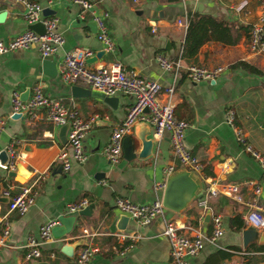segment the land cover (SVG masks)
Here are the masks:
<instances>
[{
	"label": "crops",
	"instance_id": "1",
	"mask_svg": "<svg viewBox=\"0 0 264 264\" xmlns=\"http://www.w3.org/2000/svg\"><path fill=\"white\" fill-rule=\"evenodd\" d=\"M33 1L42 7L41 11L49 10L45 16L41 13L43 17H56L55 30L61 33L63 43L52 55L56 68L54 76H48L39 68L41 56L35 45L0 55V150L16 142L19 152L13 177L0 169V197L4 198L2 189L10 188L11 192H16L20 184L30 183L37 174H44L35 182L34 202L23 214L7 211L6 200L0 201V227L4 222L9 224L5 245L0 246V264H33L36 261L70 264L77 248H73V244H81V239L72 236L81 228L135 235V240L126 239L122 244L110 236L95 237L102 250L93 256L91 264H173L168 241L161 234L163 225L159 217L142 225L127 216L125 227L120 230L116 227L117 220L125 214L114 207L116 197L135 203L153 199V184L165 182V167H176L168 133L163 132L156 138L149 129L148 137L153 141L150 156L126 160L121 154L117 163L109 164L102 148L111 129L124 118L133 97L113 95L116 97L113 107L102 101L106 95L95 90H90L84 97H72L70 86L74 84L63 82L58 74L64 53L72 48L87 49L91 52L87 58L98 51L103 52L99 58L87 63L90 67L117 60L124 69L133 70L141 78L155 80L161 91L173 87L174 115L187 123L184 145L203 167L200 174H194L199 184L197 191L201 194L177 212L164 207V217L183 225L181 230L185 233L194 234L196 229L208 233L211 224L205 214L218 213L223 228V233L213 244H204L186 264H264V250L249 248L253 244L259 245L256 241L251 240L243 246V228L251 226L261 231L264 227L243 223L242 205L224 195L211 194L206 197L204 211L196 206V201L204 196L209 180L237 183L243 196L248 195L245 182L254 180L260 185L258 201L264 206V174L243 150L236 134L239 131L245 142L264 156V76L236 65L241 61L264 71V54H253L245 47L246 32L257 19L261 0H90L93 13L104 16L113 41L112 52H105L96 39L97 27L90 12H82L81 18L80 7L69 0L50 5L45 0ZM1 12H5V17L0 20L1 40H8L26 29L20 0H0ZM194 14L210 15L227 22L238 35L235 44L209 40L201 44L192 57H182L184 64L224 66L214 80L191 81L183 72L173 76L171 72L161 70L155 61L158 53L168 57L181 54L185 28L176 25L175 20L178 17L187 19ZM35 85L40 86L45 96L73 108L80 117L94 118L82 140L85 160L72 163L66 172L57 171L60 165L55 161L59 147L67 148L57 138L59 126L47 123L40 111L32 121L22 115L13 117L11 92L17 90L20 97L25 94L26 99ZM75 85L80 86L78 82ZM229 113L232 125L225 120ZM128 136L133 140L134 152L138 151L140 144L133 129ZM83 197L90 207L86 214H76L71 231L44 243L39 259H24L26 239L36 236L44 221L57 219L61 214L71 215L65 212L66 204ZM240 219L243 226L237 228ZM247 237L251 238V234ZM123 246L127 248L120 253ZM222 253L227 255L220 258Z\"/></svg>",
	"mask_w": 264,
	"mask_h": 264
},
{
	"label": "built area",
	"instance_id": "2",
	"mask_svg": "<svg viewBox=\"0 0 264 264\" xmlns=\"http://www.w3.org/2000/svg\"><path fill=\"white\" fill-rule=\"evenodd\" d=\"M61 0H45L47 5ZM140 2L143 0H133ZM23 6L22 18L25 24L40 22L44 27L43 34L39 35L32 30L25 29L15 34L8 40L0 39V55L18 49H27L32 45L38 48L41 57L53 55L62 46L63 37L55 30L56 17H43L42 7L33 0H20ZM70 3L80 7L79 16L82 12H90L91 20L97 27L96 39L102 44L105 52H112L113 41L109 36L103 15L93 13V2L90 0H69ZM259 14L256 21L250 25L246 32L245 47L253 54H264V0L259 3ZM176 25L186 28V18H176ZM153 30V29H152ZM90 51L82 48H72L64 53L58 74L59 78L67 84L79 83L84 89L95 90L106 96L116 94L133 97V102L128 107L124 118L115 125L102 148V154L109 164H115L121 159V140L124 136L132 132L133 126L139 122L149 125L151 135L160 138L163 132L168 133L170 152L176 162V167L166 166L164 173L168 175L174 170L184 169L195 175L200 174L202 163L191 154L184 145V133L187 123L174 115L172 94L173 87L168 86L162 91L155 80L141 78L133 70H126L117 60L106 62L100 66L90 67L85 59L90 55ZM181 53V52H180ZM155 61L161 70L169 71L176 76L183 72L184 76L191 81L214 80L224 69L222 65L206 67L202 64L183 63L182 56L168 57L158 53ZM163 94V97H161ZM10 106L12 113H19L27 120L32 121L38 112H42L44 119L53 127L66 125L65 138L67 148L59 147L55 161L60 165L62 171L69 170L72 163H80L85 160L82 150V140L89 132L94 118L84 119L77 112L59 100L45 96L39 85L30 89L29 96L22 100L17 90H13L10 96ZM144 109L147 112H144ZM232 115L229 113L225 118L229 125ZM0 124L2 121L0 120ZM237 139L243 145V150L255 161L258 169L264 174V156L246 143L239 131H236ZM16 142L9 143L6 148L7 161L0 164V169L5 172L13 171L19 152L16 150ZM44 174L37 176L30 182L20 184L16 192H11L10 188H4L1 195L7 198L6 208L9 212L23 214L33 204L36 196L34 189L35 182L42 179ZM248 188V195L243 196L240 185L237 183H219L208 181L204 196L196 201V206L202 211L206 209V197L211 194H221L239 203L244 207L241 218L243 223H251L257 228L264 227V206L258 201L260 185L254 180L245 182ZM164 182L153 184L154 197L149 202L135 203L124 197L114 199V207L129 218L146 225L155 218H160L162 222L161 234L168 241L169 257L173 264H186L188 258L195 256L203 248L204 244H213L223 233L221 216L215 213L210 216L211 228L208 233L200 229L193 230L194 234L185 233L181 229L183 225L164 217L165 208L161 202V192ZM88 203L86 198L67 203L65 212L76 214L77 211L85 207ZM58 225L56 218L44 221L38 229L36 236H29L25 242L24 259L37 260L41 257L40 247L52 240L51 228ZM9 231L8 222H4L0 227V246H4ZM102 235L110 236L122 244L126 239L135 240V235L124 232L102 231L100 228L88 230L81 228L72 237L81 239V244L76 248L70 264H91L95 254L101 252L102 246L95 241V237ZM127 246H123L120 253H123ZM52 257L53 253H49Z\"/></svg>",
	"mask_w": 264,
	"mask_h": 264
},
{
	"label": "water",
	"instance_id": "3",
	"mask_svg": "<svg viewBox=\"0 0 264 264\" xmlns=\"http://www.w3.org/2000/svg\"><path fill=\"white\" fill-rule=\"evenodd\" d=\"M47 9H43L41 11L42 15L45 16L47 13ZM5 17V12L0 13V20ZM27 29L34 31L35 33L41 35L44 32L43 25L38 21L32 24H28L26 26ZM102 51H98L95 53L94 56L86 58V63H90L95 60V58H99L102 55ZM53 56L48 55L44 57H40L39 62V68L42 70L43 73L47 74L48 76H54L56 74V68L55 64L53 62ZM70 93L72 97H84L87 96L90 93V90L84 89L81 86L78 85H72L70 86ZM21 99H25V94L21 96ZM102 101L109 105L114 106L116 102V97L112 96H104ZM144 112H147L146 109H144ZM21 116L19 113H14L13 117H19ZM149 125L145 122H139L133 126V133L135 137L139 141V150L134 152L133 150V140L130 136L126 135L121 140V153L124 159L131 160L135 157L137 158H146L150 156L152 152V145L153 141L151 137H148L149 135ZM65 130L66 125H62L59 127V130L57 132V138L59 142L63 145L66 143L65 138ZM7 161L6 152L4 149L0 150V164H5ZM61 168L57 169V171L60 172ZM7 175L10 177H13L15 175L14 171L7 172ZM198 180L194 176L193 173L184 170V169H177L169 173L164 182V187L161 193V202L163 207H165L168 210L177 212L181 209H183L188 202L194 197H197L201 194V191H197L198 189ZM6 200V197H0V201ZM89 205L83 207L79 211H77V215H83L88 212ZM76 214L71 215H64L61 214L57 216L58 225L51 228V236L53 238H59L71 231L73 228V224L75 221ZM206 217H208L207 220H209L210 213L206 212ZM127 221L126 215L119 216L117 220L116 227L118 229H124L125 224ZM247 234H251V238L247 237ZM254 240L259 245H264V230L258 231L256 228L247 226L242 229V242L243 246L246 245L249 241ZM80 244V242H75L73 244V248L77 247ZM71 255V253H70ZM33 264H49L48 262H42V261H36Z\"/></svg>",
	"mask_w": 264,
	"mask_h": 264
},
{
	"label": "trees",
	"instance_id": "4",
	"mask_svg": "<svg viewBox=\"0 0 264 264\" xmlns=\"http://www.w3.org/2000/svg\"><path fill=\"white\" fill-rule=\"evenodd\" d=\"M238 35L234 33L232 25L227 22L215 19L210 15H198L187 17V25L185 28L184 39L181 48V56L188 59L192 57L198 47L206 41L213 40L219 41L224 44H235ZM237 66L246 68L249 72L264 76V71L257 70L256 68L244 62H238ZM243 226L241 219L237 222L236 227ZM250 249L264 250V245H251ZM237 249V247H233ZM227 254L222 253L220 258L225 257Z\"/></svg>",
	"mask_w": 264,
	"mask_h": 264
}]
</instances>
